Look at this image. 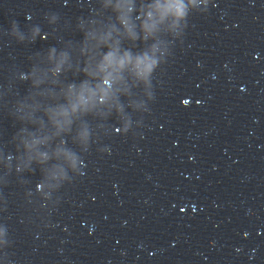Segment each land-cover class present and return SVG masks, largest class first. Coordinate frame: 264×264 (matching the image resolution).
I'll use <instances>...</instances> for the list:
<instances>
[{"label":"clouds","instance_id":"clouds-1","mask_svg":"<svg viewBox=\"0 0 264 264\" xmlns=\"http://www.w3.org/2000/svg\"><path fill=\"white\" fill-rule=\"evenodd\" d=\"M104 6L108 7L107 4ZM113 10L117 13V21L123 31L115 24H109L107 30L89 34V38L94 41L91 45L94 54L85 60L86 66L82 71L85 78L79 83H69L63 89L64 103L51 110L54 122L63 119L66 123H71L74 117L87 115L99 105L113 101L118 91L116 86L124 82L126 72L147 79L156 60L148 52L133 53L130 48L122 49L121 40L127 39L135 45L136 41L141 39V32L146 40L169 15H175L177 18L183 16L184 5L182 0H156L154 4L142 10L144 19L139 25V31L131 18L134 11L132 0H118ZM105 47L108 51L101 54L100 49ZM152 51L155 52V48ZM67 63V55L62 54L52 69L53 74H60L62 70H66ZM70 67L69 64L68 68Z\"/></svg>","mask_w":264,"mask_h":264}]
</instances>
